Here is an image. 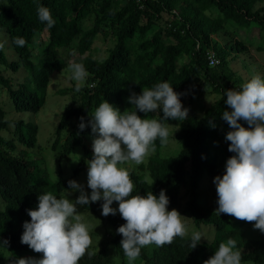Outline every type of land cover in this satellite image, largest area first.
I'll list each match as a JSON object with an SVG mask.
<instances>
[{
	"label": "trees",
	"instance_id": "16d2710c",
	"mask_svg": "<svg viewBox=\"0 0 264 264\" xmlns=\"http://www.w3.org/2000/svg\"><path fill=\"white\" fill-rule=\"evenodd\" d=\"M262 1L193 0L204 8L214 5L218 10L217 23L220 27L233 22L246 29L257 25L264 31V6L256 9V5ZM40 6L50 10L55 20L51 28L46 22L40 21ZM174 10L172 0H0V35L5 28L19 54L18 60L11 61L5 50L0 49V65L18 70L22 63L29 75L28 81L15 86L0 70V83L8 88L12 102L7 110L0 105V196L5 202V207L2 204L0 208V264H6L8 252L21 255L31 250L28 245L21 243V236L24 222L31 220L28 210L38 207V196L46 192L57 196L70 189L68 181L71 178L59 174L55 182L48 173L38 170L40 160L30 158L32 156L27 152L26 157L11 156L12 151L17 149L16 140L30 149L37 145L38 127L36 123L23 119L7 118V112L38 113L41 110L46 103L52 74L65 69L70 63L60 56V47L74 43L79 56L72 62L84 65L90 73L92 84L82 87L80 94H74L73 102L78 104L63 113L53 144V148L57 149L62 131L69 129L63 136L60 159L70 155L76 147L83 146V155L74 175L81 173L87 161L92 159L93 150L83 136L92 133L88 122L92 110L103 100H115L123 106L120 110L123 112L131 108L127 100L133 93L138 95L143 88H153L167 81L174 91L182 93L180 99L184 106L194 92L191 83L201 72L206 73V80L213 86V92L219 94L205 109L202 117L191 115L182 121L177 138L184 143V147L178 154L164 155L163 145L157 139L155 152L149 156L147 164L142 165L146 173L130 171L135 184L133 194L146 195L147 191H152L158 197L163 189L169 198L168 208L178 207L181 188L188 184L184 210L196 225L215 227V236L212 240L201 238L194 249L190 247L189 234L183 238L176 237L171 244L155 246L152 250L145 246L137 259L143 264H203V261L214 255L219 244L230 237L237 241L238 249L245 245L244 228L249 222L223 213L218 215L215 212L218 205L209 204L210 190L204 185V182H208L206 177H222L226 170L222 164H226L227 159L234 155L228 151L230 142L225 136L231 129L222 119V112L231 111L225 103V93L228 89H240L241 78H234L235 74L226 59L216 66L210 64V48L217 46L212 44L211 35L216 29L203 25L188 8L184 7L183 12L177 14V19L169 22L165 32L155 27L162 12L175 16ZM92 15L96 16L95 25L84 30V20ZM106 23L113 26L117 43L110 56L100 61L88 52L92 50L99 33L109 35L110 31L103 27ZM42 28H49L51 38L42 56L37 59L36 36ZM79 36L80 41L77 42ZM18 37L25 39L24 46L19 47L14 43ZM236 44L240 51L247 48L240 40ZM227 46L234 47L230 44ZM186 57L189 59L184 60ZM231 78L234 79L230 81ZM70 89L74 88H63L61 92L66 94ZM158 114L163 116L162 109L158 113L147 114L138 111L142 118L161 119ZM81 118L86 125L83 130L79 128ZM72 119L77 122H72ZM241 123L248 126L244 121ZM11 126L14 127L13 137L3 134L9 133ZM85 192L90 195L91 190ZM102 203V200L90 202L84 207L95 211L102 208ZM107 219L109 228L106 234L109 238L103 241L99 250L89 248L88 251L95 255L89 257L85 254L79 264H114L116 258H121L120 264H128L120 247L122 236L117 232V228L126 221L118 211ZM253 244L251 251L242 252V262L264 264V233L254 239ZM8 264H12L10 260Z\"/></svg>",
	"mask_w": 264,
	"mask_h": 264
},
{
	"label": "clouds",
	"instance_id": "9594fccd",
	"mask_svg": "<svg viewBox=\"0 0 264 264\" xmlns=\"http://www.w3.org/2000/svg\"><path fill=\"white\" fill-rule=\"evenodd\" d=\"M38 17L49 28L55 24L47 7H38ZM14 43L22 47L26 41L18 37ZM3 47L0 42V49ZM69 69L71 79L77 82L75 91L80 92L87 70L78 62L70 63ZM181 95L165 81L129 96L131 110L121 112L107 100L99 104L88 122L94 134L93 156L87 161L90 195L75 180L68 181L71 190L80 192L75 200L57 198L52 192L40 194L38 207L28 210L31 220L23 224L21 243L43 256L41 259L19 258L15 264H79L85 254L95 255L88 251L92 238L77 210L78 206L101 200L103 216L115 215L118 211L126 221L117 232L122 236L120 247L128 264H133L145 246L161 247L189 234L184 216L175 208L168 210L165 190L162 189L158 197L152 191H147L146 195L133 194L135 184L125 166L129 162L143 163L155 152L157 139L161 145L169 142L170 131L165 121L188 118L189 110L182 105ZM225 95V103L231 111H223L222 119L231 129L225 139L230 142L228 151L234 155L227 159L223 176L214 178L218 196L215 212L253 223L254 229L264 233V76L255 74L240 89H228ZM160 109L161 119L138 115V111L147 114L158 113ZM241 121L248 126H243ZM85 127L81 118L79 128ZM114 201L118 202V209L112 207ZM202 237L203 233L192 232L191 249ZM203 264H242L237 241L230 237L221 242L214 255Z\"/></svg>",
	"mask_w": 264,
	"mask_h": 264
},
{
	"label": "rangeland",
	"instance_id": "374dc122",
	"mask_svg": "<svg viewBox=\"0 0 264 264\" xmlns=\"http://www.w3.org/2000/svg\"><path fill=\"white\" fill-rule=\"evenodd\" d=\"M172 4H174L175 8V16L168 12H162L158 17V25H155L156 28H159L163 32H165L167 26L173 21L177 19V14L183 12V8L186 7L190 11V13L196 17L203 25L210 26L216 29V32L211 35L212 44H217L215 47L210 48V58L218 60L220 62L222 59H226L229 67L234 72V78H241L242 84L247 82L253 75L260 74L264 76V31L260 29L259 26L254 25L251 29H246L243 26H239L233 22H228L223 26H219L217 23L218 10L214 5H210L207 8H204L201 3H194L193 0H172ZM264 6V1L259 2L256 5V9ZM96 16L92 15L83 22L84 30H88L93 28L95 25ZM170 22V23H169ZM104 29L110 31L109 35L106 36L104 33H99L94 44L92 50L89 53L100 60L104 61L111 54V50L117 43V39L115 36L114 28L111 24H104ZM0 35V42L4 44L3 49L8 55V59L18 60L19 54L15 49L11 38L9 37V32L2 29ZM51 33L49 28H42L37 33L36 43H35V58L41 57L46 45L50 42ZM174 40V39H170ZM242 41L247 48L243 51H240L237 47L236 41ZM77 42L80 41V36L76 39ZM75 44V43H74ZM71 44L69 46L60 47L59 54L61 57H64L70 63L73 60L77 59L79 54L76 46ZM230 44L234 46L233 48L227 46ZM186 57L184 60H188ZM216 62V61H215ZM214 62V63H215ZM69 63V64H70ZM69 64L67 67L61 71H55L52 76L50 83L47 89L46 103L41 108L38 113L33 112H19L15 110H9L7 112V118H13L16 120H25V122L36 123L38 127L37 133V145L28 148L24 143L16 140L17 149L12 151L13 157L15 156H25L26 152L32 156L35 160H40L38 162V170L41 173H48L51 178L57 182L59 179V174H62L65 178H71V180H75L77 183L81 184L84 188V191L91 190L87 186V171L88 164L84 170L78 175H74V170L78 166L80 159L83 155V146H78L75 150L68 156L60 159L62 146L63 145V136L69 129H64L61 133L62 139L58 144L57 149L53 148V144L57 138V127L61 121L63 113L67 108L76 106L78 103L73 102V96L75 93L80 94V92L75 91L76 81L71 79V71L69 69ZM218 64V63H217ZM212 65V64H211ZM213 66V65H212ZM0 70L2 74L11 79L12 85L17 86L19 82H26L29 80V75L26 71V68L21 63V66L18 70H13L11 67L1 64ZM88 75L85 81L82 84L84 86H91L92 82L90 81V73L87 71ZM206 73L201 72L197 74L194 80L191 83L192 89L194 90L193 94L189 96V99L185 103L184 107L187 108L188 116L196 115L197 117H202L204 115L205 109L219 97V94L213 92V86H211L206 80ZM234 78H231L232 81ZM63 88H74L70 89V91L66 94L61 92ZM114 107L119 108L120 110L123 108L121 104H118L115 100L110 101ZM12 105L10 101V97L8 94V88L0 83V105H2L6 110L9 105ZM127 104L129 100H127ZM131 107H133L131 105ZM95 109L92 110V114ZM72 122H77L76 119H72ZM182 121L171 120L167 124L169 126V142L166 145L162 146L163 154L166 156L176 155L181 149L184 147V143L177 138V134L180 131ZM13 129L11 126L9 133L3 132L6 136L13 137ZM85 142L92 148V142L94 138V134L90 133L86 136H83ZM28 149V150H27ZM149 156L146 157L140 165H136L134 162H129L128 165H125L129 168L130 171L136 170L141 173L144 168L142 167L147 164ZM222 167H226V164H222ZM146 175V174H143ZM208 182H204L205 186H208L206 189L210 190L209 195V204L213 206H217L218 196L216 192V185L213 182V177H206ZM189 190V185L185 184L181 188V202L178 205L177 209L181 215H183V219L188 227L189 235L192 234L193 231H199L203 233L204 237L202 239L212 240L215 236L216 228L209 225H196L190 214L184 210L186 201H187V192ZM214 193V194H213ZM80 195L79 190L73 191L68 189L64 192H61L57 195V198H68L70 200H75ZM4 205L2 197L0 196V208L1 205ZM112 207L118 209V202H113ZM2 208V209H3ZM173 208H168V210H172ZM78 214L83 217V222L88 225L90 235L92 238V245L90 248L95 250H99L102 247V243L107 238V230L109 228L108 216L102 215V208L98 210H90L85 208L84 206H78ZM113 229L112 226H110ZM246 243L239 250L243 253H248L254 247L253 240L261 236V232L258 229H254L253 223H249L244 228ZM150 250H152L155 245L146 246ZM42 253H37L32 249L24 254L15 255L10 252L7 253L6 264L10 260L12 264H15V261L19 258H42ZM119 259V260H117ZM124 260L128 263L127 258ZM121 258H116L114 260V264H120ZM133 264H143L141 260L136 259ZM242 264H255L253 262H242Z\"/></svg>",
	"mask_w": 264,
	"mask_h": 264
},
{
	"label": "built area",
	"instance_id": "2783aa9c",
	"mask_svg": "<svg viewBox=\"0 0 264 264\" xmlns=\"http://www.w3.org/2000/svg\"><path fill=\"white\" fill-rule=\"evenodd\" d=\"M209 59H210V64H212L213 66H216L219 64L218 60L210 58V52H209ZM216 61V62H215ZM215 62V63H214ZM218 63V64H217Z\"/></svg>",
	"mask_w": 264,
	"mask_h": 264
}]
</instances>
